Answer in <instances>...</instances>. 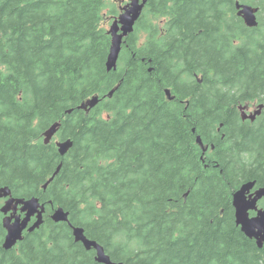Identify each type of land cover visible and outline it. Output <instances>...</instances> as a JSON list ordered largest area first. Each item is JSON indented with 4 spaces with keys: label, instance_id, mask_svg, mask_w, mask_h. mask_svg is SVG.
<instances>
[{
    "label": "trees",
    "instance_id": "16d2710c",
    "mask_svg": "<svg viewBox=\"0 0 264 264\" xmlns=\"http://www.w3.org/2000/svg\"><path fill=\"white\" fill-rule=\"evenodd\" d=\"M238 3L260 9L258 27L237 18ZM146 6L109 73L105 10L114 20L118 4L0 0V188L46 207L44 225L9 251L0 213V264H99L51 219L59 208L115 263L264 264L232 200L245 183L264 187V117L250 129L238 121V107L264 104V0ZM67 140L61 156L56 142Z\"/></svg>",
    "mask_w": 264,
    "mask_h": 264
},
{
    "label": "water",
    "instance_id": "95a60500",
    "mask_svg": "<svg viewBox=\"0 0 264 264\" xmlns=\"http://www.w3.org/2000/svg\"><path fill=\"white\" fill-rule=\"evenodd\" d=\"M147 4V0H131V3L122 9V14L116 18L110 29L108 30L111 36V47L106 62L107 71L110 73L116 71L120 60L123 44L125 40L134 33L136 23L142 16L143 10ZM239 10L238 15L241 16L249 28H256L259 25L258 14L260 9L250 6L237 4ZM115 91V90H114ZM114 91L110 93V96L114 94ZM166 95L170 100V91H166ZM99 98L94 97L79 109L89 110L95 108L99 104ZM242 108V107H241ZM244 114L245 109H241ZM263 106H260L254 114H251L248 118L251 121L256 120L257 116L262 114ZM72 111H69L71 113ZM60 123L54 124L43 134V140L45 145H49L54 137L60 130ZM197 143L203 149L205 153L207 148L203 146L201 137L197 138ZM58 152L61 156L67 155L73 148V142L71 140L59 141L56 143ZM61 166L58 167L55 174L44 186V189L55 179L59 174ZM256 182H248L243 184L232 197L233 206L235 210V223L240 228L241 232L250 240H254L257 246L262 249L264 247V207L259 208L258 203L264 200V187L258 189L254 194L251 192L254 190ZM6 199V203L0 209V212L4 215L3 227L6 230V237L3 244V249L9 251L15 248L20 242L24 240V232L33 233L39 230L44 225V215L46 214V207L41 204L40 199L33 197L30 199H16L12 197V191L9 188H0V199ZM21 207V215L18 214V208ZM254 212L255 215L251 216ZM24 215V217H22ZM35 219L34 223L32 220ZM51 219L55 223H67L72 229L73 237L76 243H81L87 251H95V260L99 264H124L115 263L111 260L110 256L106 253L104 247L94 240H90L85 233V230L81 227H75L70 223L69 213L65 212L62 208L53 211Z\"/></svg>",
    "mask_w": 264,
    "mask_h": 264
},
{
    "label": "flooded vegetation",
    "instance_id": "af4514ba",
    "mask_svg": "<svg viewBox=\"0 0 264 264\" xmlns=\"http://www.w3.org/2000/svg\"><path fill=\"white\" fill-rule=\"evenodd\" d=\"M143 1V0H141ZM156 0H154L155 2ZM189 1V0H188ZM201 1H204V0H201ZM131 3V0H121L119 1V3L116 1V4L119 5V11H120V14H122V9L126 6H128L129 4ZM147 9V6H145L144 10H143V13H142V16L140 17L139 21L137 22V24L140 22V20L142 18L145 17V11ZM238 12L239 10L236 8V16L237 18H240L243 20V18L241 16L238 15ZM136 24V26H137ZM136 28V27H135ZM211 33V31H209ZM216 33H219V32H216ZM216 33H212L211 36H215ZM202 34V32H201ZM199 33V35H201ZM202 41V39L200 40ZM210 43H215L213 45L214 48H217L218 45L219 46H225L227 49L231 50L232 49V46L230 45L229 42H221V41H217V40H212L211 37L209 38L208 40ZM219 42V43H218ZM206 43V42H205ZM237 43H238V40H233V45L234 46H237ZM207 57V56H206ZM187 67H189L188 64H186ZM190 68V67H189ZM260 106H263V110H262V114L257 116L256 120L254 121H251L248 117L251 115V114H254L256 112V110L260 107ZM242 107V108H241ZM241 109H245V112L246 114L243 113V111ZM238 113H239V119L238 121L244 126L245 129H250L253 127L254 124L258 123L262 117H264V104H258L257 102L256 103H253V104H244L240 107H238ZM219 134L217 136V138L221 141V143H225L226 142V139L228 138L227 135H223L221 134V130H218L217 131ZM231 139H232V142H238L240 145L242 144L243 146L247 145L248 143H245L244 139H245V132L244 131H237V130H234L232 131V136H231ZM54 143H55V140H54ZM259 189V187H257V183H256V186L254 188V190L251 192V195L254 194L257 190ZM8 200V198L6 199H1L0 200V208H2L4 206V204L6 203V201ZM259 207L263 208L264 207V200H261L259 201L258 203ZM263 205V206H262ZM21 207L19 206L18 208V214L21 215V211H20ZM22 217H24V215H22ZM3 218H4V215H3ZM35 221V219L32 220V223ZM31 223V224H32ZM30 224V226H31ZM5 229V228H4ZM6 231V230H5ZM28 233L27 231L24 232V235ZM3 244H4V240H3V243L1 245V248L3 249ZM4 250V249H3Z\"/></svg>",
    "mask_w": 264,
    "mask_h": 264
},
{
    "label": "rangeland",
    "instance_id": "374dc122",
    "mask_svg": "<svg viewBox=\"0 0 264 264\" xmlns=\"http://www.w3.org/2000/svg\"><path fill=\"white\" fill-rule=\"evenodd\" d=\"M116 1L119 3V1L121 0H110V2H114L116 3ZM113 9L112 8H107L105 10V13H106V23H105V26H106V29L109 30L111 25H112V22H113V19H111V15H110V12L112 11ZM3 199V198H2ZM1 200V199H0ZM263 206V205H262Z\"/></svg>",
    "mask_w": 264,
    "mask_h": 264
}]
</instances>
